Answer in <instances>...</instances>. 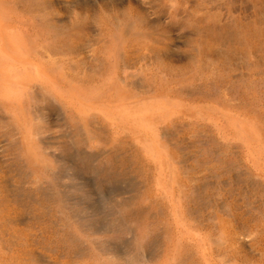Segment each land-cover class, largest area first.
<instances>
[{
    "label": "rangeland",
    "instance_id": "obj_1",
    "mask_svg": "<svg viewBox=\"0 0 264 264\" xmlns=\"http://www.w3.org/2000/svg\"><path fill=\"white\" fill-rule=\"evenodd\" d=\"M2 19L17 24L9 35L26 38L33 63L64 87L28 79L0 55V77L19 95L0 97V264H264L256 250L264 247V186L239 182L249 165L246 143L214 119L215 110L226 111L264 129V0H1ZM116 93L139 108L170 101L172 112L156 122L167 157L176 153L165 159L170 171L87 104L112 96L115 111L128 114ZM203 105L210 116L199 112ZM65 146L100 152L98 166L143 185L141 194L113 195L117 231L82 226L72 201L42 199L70 181L60 173ZM96 180L78 182L103 204Z\"/></svg>",
    "mask_w": 264,
    "mask_h": 264
},
{
    "label": "bare ground",
    "instance_id": "obj_2",
    "mask_svg": "<svg viewBox=\"0 0 264 264\" xmlns=\"http://www.w3.org/2000/svg\"><path fill=\"white\" fill-rule=\"evenodd\" d=\"M1 9L3 10V8H1ZM16 27H17V24L14 22H11V21L7 22V21H4V19H2L0 21V55H2V58H4L6 60V63L10 66V68L13 71L17 68H22V70H24L25 77L28 79H32L34 77L39 79V80H41L43 78H47L50 82L64 87L63 82L58 77L54 76V74L47 67L40 65V64L35 65L33 63L34 61H32L31 56H30L31 49L28 47V44L26 42V40H27L26 38L23 39V41H21V40L15 39L13 36L9 35L12 31L15 30ZM127 31H129V30H127ZM125 38H123V39H125ZM32 66L35 67V70L32 69ZM163 68H164V66H163ZM11 69H10V71H11ZM189 69H190V67H189ZM0 70H1V68H0ZM167 71H169V70H167ZM186 71H187V69H186ZM161 72H162V70H161ZM190 72L191 73L193 72L192 69ZM0 73H1V71H0ZM181 73L183 74V72H181ZM187 73H189V71ZM166 75L168 76V74H166ZM8 79L2 80L0 77V97L9 98L11 96H19V95H16L17 93L12 90V87L10 85V81ZM68 90H69V94H70L71 98L74 100L75 104L78 106H83L84 101L83 102H81L82 100L80 101V99L78 98V96L74 92V90L72 88H70ZM65 91H67L66 88H65ZM75 91L79 92L76 89H75ZM122 91L123 90H121V92ZM128 92H130V91L128 90ZM116 94H118V93H116ZM118 95H119L118 100L123 101L130 108V112L128 114L125 113L126 115L123 114L124 112L122 113V112H116L115 111L116 107L114 104L116 103V99L111 98L112 96L106 98L105 100L101 101L100 103H97L93 100H88V103L87 102H85V103L89 104V106L92 109H95L102 116L104 121L108 122L109 126L113 127L114 130L131 132L134 135L135 140L138 142L139 148H141V149L143 148L144 152L146 151V153H149V156L151 157V159H153L155 161V163L160 164L162 166L165 165L162 167L165 170V172H167L168 170L170 171L171 167L168 164L169 162L165 160L168 158L165 146L162 142L159 141V139H158L159 137L157 138V136H156V135H158V133L156 134V131H157L156 122H157L158 116L164 115L167 113H171L173 110V107L171 106L170 101L161 102L159 104H155V105L149 106V107L139 108V107L133 106V102L128 95L121 94V93ZM54 101H56V100H54ZM202 108H204V105ZM205 108H204V110H200L199 112H201L204 116H210L209 111ZM45 109H46V107H45ZM208 109L210 110V108H208ZM214 112H216V114ZM214 112H212V113L215 114L214 119H215L216 125L220 127V129L222 130V132L226 136H228L230 139H232V141L233 140H235V141L244 140V142L246 143L247 151H248V159L247 160L249 162L248 163L249 165L246 167V170H247L246 172L240 171L239 176H238L239 182H240V180H243L249 187H255L258 185L264 186V129H263V126L256 119L245 117L243 115H231V114L227 113L226 111H219V110H215ZM181 113L188 114L186 109H183L181 111ZM64 116L67 119L69 116H71L69 111L66 109L64 111ZM201 117L202 116H200V118ZM27 122H29V121H27ZM24 124H25V122H24ZM19 127H20V123H19ZM28 133H30V132H28ZM32 136H34V134H32ZM33 139L35 140V138H33ZM22 140H23V138H22ZM34 140H31V141L33 142ZM223 142H226V141H223ZM96 145H97V143H96ZM35 146H34V148H35ZM99 147H100V145H99ZM214 150H216V149H214ZM35 151L37 152L38 150H35ZM31 152H33V151L31 150ZM61 152H62L61 158L63 159V161L65 163L61 167L60 173L65 174L66 176L68 175V178L70 179V181L68 180L69 183L64 185V188H65L64 191H59V190L56 191V190L50 189L53 192H51L49 190L47 192H44V193L42 192L43 193L42 199L48 203L57 201V203L62 205L63 207L68 206V201H72L74 204V206H73L74 209H73L72 215H73V217H75L76 219H78L80 221L82 226H84L86 228L97 229V230L110 229L112 231H117L120 228L121 224H120V220L113 218L114 215H112L114 212V209H116L118 206L117 201L112 199L113 195H115V193H117L119 195L127 193V190L136 191V192H138V194L139 193L141 194L142 190H143V185H141V183L136 182L133 179H131V177L127 171L110 172L108 170H105L102 166H98L95 163V161L101 155L100 152L93 153L92 151H89L87 149H83L82 147H79V149H77L76 151H73L69 147H66V146L62 149ZM39 154H37L39 156V158L40 157L42 158V156H40ZM174 155H172L171 157H173ZM26 157H29V155ZM171 157L168 159L172 160ZM174 159H177V158L175 157ZM39 162H40V160H39ZM60 162H58V163H60ZM165 162H167V163H165ZM50 163H52L51 160H50ZM50 163H48V164H50ZM61 164H63V163H61ZM170 165H173L172 162L170 163ZM255 165H260L261 167H263V169L262 170H260V169L254 170L253 167H255ZM173 166H175V165H173ZM169 167H170V169H169ZM47 169H49V168H47ZM176 170L177 169L175 168V170H174L175 173H177ZM175 173H174V175H175ZM170 174H172V172L169 173V175ZM85 175H92V176H95L97 178L93 188L97 191L96 193L98 195L107 196V198H108V200H107V198L105 199V202L103 204H98L96 202V200L93 198V193H90V192H87L86 190H84L86 182H78V180L82 179ZM164 176H165V173H164ZM164 176H163V181L165 184H167L168 179L166 176L165 177ZM172 176H173V174H172ZM254 176H257L258 178L256 179V177H255V179H254L253 178ZM170 179H171V177L169 176V182H172V180H170ZM178 180H179V182L177 181V183L180 184L181 179H178ZM51 184L53 187L58 186V183L56 182V180L52 181ZM182 184H184V183H182ZM179 186H181V184ZM183 186L184 185H182V188H183ZM183 190L184 189H182V191ZM22 192H24L22 189H18L16 197L21 196ZM38 192H40V190H38ZM183 192H182V194H183ZM39 194L40 193H38V195ZM30 195H32V194H30ZM30 195H28V196H30ZM184 195H182V196H184ZM124 201L125 202H123V205H127L129 203L128 200H124ZM107 202H108V204H110L109 206H108V204L106 205ZM27 207H29V206H27ZM36 207H38V206H36ZM173 207H174V204H173ZM174 215H176L175 212H174ZM238 215H240V214H238ZM139 218H141V217H139ZM177 218L178 217H176V219ZM236 219H238V218H236ZM22 220H23V218H22ZM242 223H243V221H242ZM221 233H223V231ZM228 235H232V234H228ZM225 237H226V235H225ZM258 241H259V239L256 237L253 240V244L255 245ZM125 250H126V248H125ZM177 250L179 251L178 248H177ZM256 250H257L258 254H260L264 258V247L257 245ZM129 263L130 264L133 263V260L131 258L129 259Z\"/></svg>",
    "mask_w": 264,
    "mask_h": 264
}]
</instances>
